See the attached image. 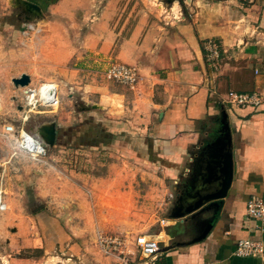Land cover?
<instances>
[{"label": "crops", "instance_id": "1", "mask_svg": "<svg viewBox=\"0 0 264 264\" xmlns=\"http://www.w3.org/2000/svg\"><path fill=\"white\" fill-rule=\"evenodd\" d=\"M119 2L59 0L48 8L36 2L42 10L48 9V23L31 46L37 58L46 51L45 58L54 67L77 66L73 70L79 74L75 89L82 92L83 100L101 107L82 112L79 125H144L140 128L148 134L146 141L156 147L160 159L158 181L168 211L160 217L152 209L137 207V173L129 154H100L95 163L105 167V172L96 175L87 171L73 175L52 168L34 169L29 176L2 169L3 193L19 196L16 200L3 195L8 211L0 221L2 264H39V258L55 251L59 254L48 259L53 264H91L92 260L123 264L116 257H100L92 241L96 231L129 235L132 254L128 264H146L142 257L135 259L134 238L141 234L159 243L154 264H264V253L257 258L234 254L240 240L259 239L264 244L258 222L246 215L248 199L264 200V0H183V4L177 0L158 22L144 19L127 28L120 22ZM7 9L8 0H0V18L8 16ZM5 32L9 35L4 39ZM12 36L23 44L21 32L6 22L0 28L2 51L12 45ZM209 39L218 46L217 68L206 60L204 43ZM109 61L136 66L141 76L138 84L129 89L100 79L97 73ZM62 71L66 82L75 78L72 72ZM28 86L35 87L31 78ZM15 89L21 94L22 88ZM228 92H257L262 103L255 109L220 105V97ZM17 94L12 97L15 103ZM0 101L2 105L1 97ZM17 108L22 112L21 106ZM221 111L227 113L231 129L233 180L212 230L203 240L193 242L205 215L183 222L168 216L177 191L184 190L185 180L193 173L194 158L219 135ZM118 138L77 139L64 137L62 129H57L53 147L74 142L98 145L104 140L114 146L123 140ZM0 142L8 149L1 136ZM2 151L0 146V155ZM27 180L32 183L33 209L37 202L43 204L31 215L24 214V202H18L28 192ZM25 250L41 256H19Z\"/></svg>", "mask_w": 264, "mask_h": 264}, {"label": "rangeland", "instance_id": "2", "mask_svg": "<svg viewBox=\"0 0 264 264\" xmlns=\"http://www.w3.org/2000/svg\"><path fill=\"white\" fill-rule=\"evenodd\" d=\"M58 1L59 0H38L36 2L41 3L42 6L46 5L48 8L52 5H55ZM168 1L169 0H120L118 3L120 8V22L126 26L125 28L144 19L147 21L150 20L153 22H158L163 18V16L165 17L168 14L167 12H169L171 9V5L168 3ZM181 2L183 4V0H181ZM47 8L42 10L45 23H35L41 29V31L38 33L39 35H42V33H44L47 28ZM7 12V17L0 18V28L7 22L8 24H11L15 30L20 31L22 35L23 24L25 23L23 16L21 15L18 17V12L13 10L9 4ZM47 16H51V14L48 13ZM57 24H60V22ZM38 34L30 35V37H25L22 35L24 40L23 44H19V39H15V37L12 36L14 38L12 45L8 44V49H4V51H2L0 48V97L3 100V106L1 105L0 101V127H2L3 124L11 123L16 129L22 127L31 135L40 137L42 126L55 124L54 126L56 127V132L57 129H62V136L64 137L72 136L77 139L84 138V140H88L89 138L92 139L98 135V138L100 137L101 139H105V137H109V139L120 137L117 140H121L122 138L123 140H121V142L119 141V144H114V146H111V144H106V140H104L103 144L99 143L98 145L79 144V142H74L70 146L63 143L57 147H51L49 149L47 159L49 166L44 167L36 166L25 156L17 157L16 159H12L10 162H8L10 151L6 147L4 148V145L0 142L1 149H3L0 155V170L6 169L7 172L27 173V175L31 176L34 169L47 170L56 168L57 171H64L67 174L70 172L73 173L74 171H87L88 173L96 175L105 172V167H101L95 163L96 157L100 156V154L104 153L106 157L112 153L117 155L129 154L132 156L130 158V164L136 167L135 171L137 173L135 183L137 207L144 206L152 209L158 212V216L160 215V217L161 215L167 213L168 208L166 207V209L163 206V199H165L166 196L163 195V191L161 192V189L163 188L159 186L158 181L161 179L162 173L160 169V159L158 158L157 153H155L156 147L150 146L149 142L146 141L148 134L143 132L144 130L140 128L144 125H134V128H125L123 125H79V122H77L78 117L79 115H82V112H79V109L83 105H92V101L83 100L81 95L82 92L75 89V87L78 86V84L75 83L77 81L76 76H79V74H76V72L73 70L74 68H77V66L68 64L65 68L54 67L50 64L49 60L45 58L47 57L46 51L44 52L43 57L37 58L31 43L32 41L36 40ZM8 35L9 32L3 33V38L5 39L8 37ZM5 52L8 53L7 56H5ZM64 69L68 70L67 73L72 72L75 78L66 82L62 75L64 74L62 71ZM22 74L29 75L33 80V86L35 87L39 86L40 84L50 82L58 84L59 91L61 88V92H59L61 94H59L58 98V102L61 103L60 105L58 103L59 107H54L55 109L46 110L43 113H36L34 111L29 113L30 117L27 121H23V116L27 109H25V111L18 112L17 105L22 107L24 102L21 94L17 92L11 81V79L18 78ZM16 93H18L17 95L20 97L15 103L13 102L12 97H14ZM73 116L74 119L72 118ZM13 117L15 118L13 119ZM75 118L77 120H75ZM71 123H78V125H73ZM102 133L104 134L102 135ZM127 134L129 137H124ZM103 147H105V149H103ZM121 158H123V156ZM70 160L71 163H69ZM87 160H90V162H87ZM87 164L89 165L88 167L86 166ZM12 168H15V170ZM73 175H75V172ZM140 175L144 177L147 175L146 180H141ZM15 182L16 180L9 181L11 184H14ZM25 189L28 190V192H24V195L20 197V200L18 199V202H24L25 207L23 208V213L31 215V210L35 206L32 204L35 200H33L31 196V181L27 180ZM7 196L12 199L19 197L12 193H5L4 197L6 198ZM165 202L167 203V201ZM12 204H15V201H12ZM39 204H42V202L36 203V205ZM7 211L8 210L0 212V221ZM96 232L93 234L92 241L95 238ZM2 234L8 235L9 233L8 231H4ZM3 247L4 236H0V256L4 254V251H2ZM134 251L136 260L142 257L140 251L137 248H135ZM40 254L41 253L27 250L24 252H19V256L33 255L37 257L41 256ZM57 254H59L58 251H55V253H52L51 255H46L45 257L39 258V264H46V261H48L47 263L49 264H53L54 262H49L51 260L48 259L51 258L50 256L56 257ZM99 255L102 258L107 257L101 253ZM111 257L112 256L109 258ZM3 261H5L4 258L0 257V264H2ZM52 261H57V258L56 260L54 259ZM91 262V264H100V262L95 260H92ZM61 264L74 263L61 262Z\"/></svg>", "mask_w": 264, "mask_h": 264}, {"label": "built area", "instance_id": "3", "mask_svg": "<svg viewBox=\"0 0 264 264\" xmlns=\"http://www.w3.org/2000/svg\"><path fill=\"white\" fill-rule=\"evenodd\" d=\"M40 28L35 23H24L22 35L30 37L37 35ZM206 60L214 68H217L219 50L217 44L209 39L204 43ZM100 79L108 83L119 85L125 88L133 89L141 79L139 70L136 66L110 61L105 68L97 73ZM21 97L23 99L22 111L24 113L23 121L29 119V113H43L46 110L55 109L58 106L59 86L56 83H43L37 87L26 86L22 88ZM219 104L222 106L238 107L240 109H255L262 103V98L257 92L235 93L228 92L221 96ZM5 141L10 154L9 161L17 157L25 156L31 163L37 166H47L49 150L44 144L24 128L18 129L11 123H6L0 134ZM3 177V176H2ZM2 177H0V212L6 210V204L3 200ZM246 215L248 218L258 222V230L264 232V200L259 197H252L246 202ZM163 220L162 223H167ZM127 233H106L97 231L95 234V244L101 254L107 257H116L123 264H128L129 256L132 254L128 248L129 240ZM134 244L140 251L146 264H154L159 254V243L153 236L137 235L134 238ZM264 244L261 240H240L236 244L234 254L241 258H257L263 255Z\"/></svg>", "mask_w": 264, "mask_h": 264}, {"label": "water", "instance_id": "4", "mask_svg": "<svg viewBox=\"0 0 264 264\" xmlns=\"http://www.w3.org/2000/svg\"><path fill=\"white\" fill-rule=\"evenodd\" d=\"M177 0H169L173 4ZM9 6L17 11L18 17L23 16L25 23H45L41 7L29 0H8ZM15 87L24 88L29 85L30 78L26 74L12 79ZM71 90V89H70ZM97 104L83 105L79 112L99 110ZM55 124L41 127V136L35 137L49 150L56 139ZM219 135L206 143L198 158H194L193 173L185 180L183 191H177L175 201L171 206L168 219L188 221L195 217L205 218L201 232L193 242L203 240L213 228L219 217L224 199L233 180L232 139L228 115L221 111L219 117ZM188 185V188H186ZM43 208V204L32 209L36 213Z\"/></svg>", "mask_w": 264, "mask_h": 264}]
</instances>
